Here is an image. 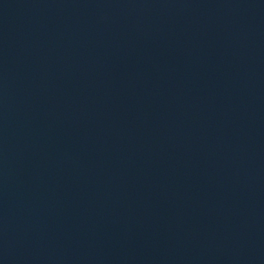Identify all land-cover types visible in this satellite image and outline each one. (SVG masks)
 <instances>
[{"label":"water","instance_id":"water-1","mask_svg":"<svg viewBox=\"0 0 264 264\" xmlns=\"http://www.w3.org/2000/svg\"><path fill=\"white\" fill-rule=\"evenodd\" d=\"M0 264H264V0H0Z\"/></svg>","mask_w":264,"mask_h":264}]
</instances>
